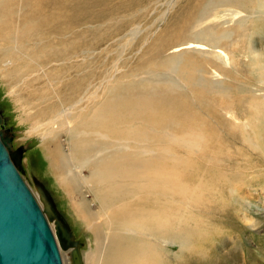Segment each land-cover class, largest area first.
<instances>
[{
  "label": "rangeland",
  "instance_id": "obj_1",
  "mask_svg": "<svg viewBox=\"0 0 264 264\" xmlns=\"http://www.w3.org/2000/svg\"><path fill=\"white\" fill-rule=\"evenodd\" d=\"M38 1L43 29L57 17L53 27L59 32L45 39L39 32L25 34L24 18L30 21L34 11L31 0H0V19L14 18L16 27L9 40L0 36V115L16 137L12 149H23L24 179L35 194L33 182L44 189L81 244L82 263L90 264L99 252L101 264L107 238L100 237L110 230L103 218L110 215L114 224L133 215L134 200L144 198L141 190L149 184L146 171L107 193L113 174L102 160L146 150L176 160L172 169L150 175L157 177L150 207L159 212L152 219L161 229L183 230L182 247L168 232L166 238L144 237L165 254L152 264H264V152L243 142L239 128L264 102V84L257 79L264 70V0H54L55 10L48 6L51 0ZM217 12L223 14L214 20ZM211 35L218 38L216 51L195 40ZM168 59L182 61L183 68L163 66ZM25 61L30 73L21 72ZM186 71L198 77L196 84L185 81ZM112 88L120 89L115 100L128 94L160 97L154 115L162 126L172 117L163 107L167 98L199 113V124L169 132L165 140L142 120L143 136L157 134L149 143L142 137L136 145L113 132H102L106 141L98 139L89 133L99 128L86 124L83 111L93 112ZM68 109L76 124L72 130L65 122L59 130L60 119L51 113L47 120L41 117ZM126 131L138 134L140 128L126 126ZM86 159L98 161L95 168ZM142 218L148 222L150 214ZM93 222L99 237L85 228ZM61 256L63 264H71L69 252Z\"/></svg>",
  "mask_w": 264,
  "mask_h": 264
},
{
  "label": "bare ground",
  "instance_id": "obj_2",
  "mask_svg": "<svg viewBox=\"0 0 264 264\" xmlns=\"http://www.w3.org/2000/svg\"><path fill=\"white\" fill-rule=\"evenodd\" d=\"M31 6H33V8H34V11H32V18L29 17L30 21L26 20V17L24 18V21L28 25V27L25 30V34L27 32L30 33L32 31H35L36 33L39 32L42 39H45L46 35L48 36L49 33L57 34L59 31L55 27H53L54 26V19L57 17L55 15L51 16L50 22L52 24V27L49 29H43V23L41 21V15L39 13V9L41 7L40 2L38 0H31ZM48 6H50V9H52V10L57 9L56 2L54 0H51L50 4ZM231 13L233 16L240 15V13L236 12V11L235 12L232 11ZM221 14H223V12H217L215 14L214 20H216V17L220 18ZM13 24H14V18H12V19H9V18L0 19V36L3 40H5V39L9 40L11 38V35H12L14 29H16V27H14ZM30 34H34V33H30ZM14 36L15 35H13L12 37L14 38ZM194 37H196V36H194ZM195 40H197V41L199 40L200 44H204L207 47H209L210 49L214 50V48H217L218 38L214 35L205 36L203 38L202 37L197 38ZM249 50L251 51V54H253L252 45L249 47ZM214 51H216V50H214ZM217 52H219V51H217ZM11 53L16 55V57H17L16 52L11 51ZM213 54H215V53H213ZM8 56L12 57L11 54H9ZM219 56H220V54H219ZM256 57H257L256 55L253 56L254 60H256ZM212 58H213V56H212ZM216 59H218V58H216ZM185 62L187 65H189L187 63V61H185ZM47 64H49V62ZM181 64H182V61L177 63L176 59H168V60L164 61V63L162 65L165 67H170L172 69H178V66H179V68L182 69L183 65L181 67ZM212 66H215V65L212 64ZM27 69H28V63L26 61L22 62L21 72H26ZM28 71L30 73V68L28 69ZM177 71H179V70H177ZM183 77H184L185 81H187L190 84H193V82H194V84H196V82L198 81V79H197L198 77L194 78L193 75L188 74L187 71L185 73H183ZM257 79H258L259 83L264 84V70H258ZM34 80H33V82H35ZM193 80H195V81H193ZM38 81H39V79H38ZM54 85H55V83H54ZM169 87L170 86H168L167 88H169ZM53 90H54V93L57 94V92L54 88H53ZM119 90L120 89H118V88H112L111 89V97L110 98L108 97L109 99L107 98L108 100H106V101H100L99 103H97L95 105V107L93 108V112L92 111H89V112L83 111L84 112V118H86V121H85L86 124L89 127L96 126L99 128L100 132L89 133V134L94 135L98 139L106 141L108 138L102 132H113V133L128 135L129 139L137 145L138 138L143 137L144 139H147L146 143L147 142L149 143L150 141H152L157 136V134L154 130H157V133L159 135H163L164 139L166 140L167 137L170 135L169 132H173L175 130H182L186 125L192 126V125L196 124V122H197V125L199 124L198 123L200 120L199 113H196L193 109L189 108V106L181 104V100H179V99L167 98L166 99L167 102H165L163 107L169 109L170 112H169L168 116H172V117L170 119L167 118V121H166L167 125L166 126H162V121H158L154 115V103L156 100L158 101V99H160V97L159 98L158 97H152L151 95H149L147 97V99H144V98L139 97L137 94H134L133 96H132V94H128L127 96H124L125 98L123 97V99L115 100V97H116L117 92ZM43 93H44V91L42 92V94ZM88 93H89V90H88ZM37 94H38V92H37ZM45 95H46V93H45ZM176 97H178V96H176ZM42 98H44V97H42ZM116 98H118V97H116ZM39 101H41V100H39ZM82 101H86V100H82ZM249 108H252V107H249ZM84 110H86V109H84ZM159 110L161 111V108ZM51 111L52 110H49L48 112H44V114H42L41 117L46 118L51 113V115H52L51 118H55L57 120L60 119L59 130H64L65 126H64L63 122L66 123L67 128H69L70 130L73 129L74 124H75V122H74L75 120L73 119L74 120L73 122L71 120L72 115H73L71 113L72 111H70L68 109V111L65 110V111L61 112L60 114H56L55 112H51ZM61 119H63V121H61ZM46 120H47V118H46ZM142 120L145 121L147 123V125L151 124L153 126L154 130H152L150 132V135H148V136H143V133L141 132L140 124H141ZM156 121L159 122V124H160L159 127L157 126L158 124ZM126 126H130V128L133 130H134V128H140V132L138 134H129L126 131ZM239 128L241 129V137L243 139L242 140L243 142H245V143L249 142L250 144L254 145L255 148L258 149V151L260 150V151L264 152V102H263V104L258 105L254 108V114L252 116H249L248 118L244 119V121L239 125ZM75 131H76V129H75ZM163 132H165L166 135ZM81 134L82 135H89V134H85V133H81ZM14 139H16V137H13L12 142ZM176 141H179V139H177ZM12 142H11V146H12ZM146 143L144 144V146H147ZM94 148H96V147H94ZM129 150H132V149H129ZM126 151H128V150L126 149ZM140 151L143 152V155L142 154H135V153H131V152L125 153V154L119 153V156H115L114 158H112V160H109L110 156H107L108 157L107 162L105 160H102L101 165L108 166L110 168L112 174H113L112 177H109V181L105 185V187H106L105 190L107 193H109V194L116 193V191H117L116 184L120 183L123 179L124 180L137 181L144 176V172H146V171H150V175H151V174H155L156 172L157 173L163 172L168 166H170L169 169H172V167L176 166V160H171L169 158L171 156H167L165 158L164 156L157 155L154 152H150V151H146V150H140ZM171 152H174V151L172 150ZM171 152H170V155L173 156V154ZM70 154L73 155V152L71 151ZM102 155H103V153H102ZM22 162H23V158H22ZM86 162L87 163L90 162L91 165L94 167V166H96V163L98 161L95 162L94 160L86 159ZM168 162H169V164H168ZM101 165H99V166H101ZM150 175H149L148 186H146L145 188H143L141 190V194L144 196V198L143 199L139 198V199L134 200L133 207H134L135 211H134L133 215L123 216L114 224L111 222L110 215L107 216V218L106 217L103 218L106 222L109 221L110 230L107 228L108 234H105V235L100 237V239H102V240L104 238H107V245H106L105 253L102 256L101 264H152L157 258L164 257L165 254H164L163 250L156 248L155 246L147 244L146 242H148V241H146V239H144V237L150 238V237L158 236V237L166 238L167 232H168V236L172 235L173 238L175 237L174 240L178 241L182 247V244H181L182 235H178V234H181L183 230H177V233H174L172 231V229H168V230L161 229L158 227V222L152 219V217H154V216L158 217L159 212L150 207V204H151L152 200L154 199V192H153V188L155 186L154 179L157 178L155 176L152 177ZM99 177L104 178L105 176L102 175ZM159 177H163V181L165 180L164 175H160ZM96 179H98L97 176H96ZM25 182H26V180H25ZM90 185L92 186L93 182L90 181ZM33 193L37 198V194H35V192H33ZM73 204H74V202H73ZM147 205H148V207H147ZM122 206H124V205H122ZM144 213L150 214V219L148 222H146L142 218L145 215ZM140 214H142V215H140ZM51 227H52V225H51ZM85 228L88 231H90V230L94 231L97 234V236L99 237V228H98V225H96L94 222H93V225H90L89 227L87 226ZM138 236H142V238L139 239ZM65 252H69V251H65ZM98 253L96 252L93 258L90 257L91 260L89 258L90 264L100 263L99 262L100 260L99 261L97 260V254ZM80 256H81V254H80ZM61 258H62V256H61ZM81 260H82V258H81ZM87 261L85 259L86 264H87Z\"/></svg>",
  "mask_w": 264,
  "mask_h": 264
},
{
  "label": "water",
  "instance_id": "obj_3",
  "mask_svg": "<svg viewBox=\"0 0 264 264\" xmlns=\"http://www.w3.org/2000/svg\"><path fill=\"white\" fill-rule=\"evenodd\" d=\"M12 139L0 115V264H63L61 251L82 264L81 244L44 189L33 182L36 198L25 182L23 149L12 150Z\"/></svg>",
  "mask_w": 264,
  "mask_h": 264
}]
</instances>
